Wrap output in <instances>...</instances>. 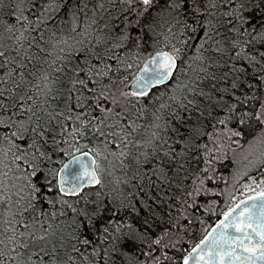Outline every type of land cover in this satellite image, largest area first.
<instances>
[{
	"label": "snow or ice",
	"instance_id": "snow-or-ice-1",
	"mask_svg": "<svg viewBox=\"0 0 264 264\" xmlns=\"http://www.w3.org/2000/svg\"><path fill=\"white\" fill-rule=\"evenodd\" d=\"M0 264H264V0H0Z\"/></svg>",
	"mask_w": 264,
	"mask_h": 264
},
{
	"label": "trees",
	"instance_id": "trees-1",
	"mask_svg": "<svg viewBox=\"0 0 264 264\" xmlns=\"http://www.w3.org/2000/svg\"><path fill=\"white\" fill-rule=\"evenodd\" d=\"M216 218H218V217H213V220L216 219ZM210 222H211V221H210Z\"/></svg>",
	"mask_w": 264,
	"mask_h": 264
}]
</instances>
